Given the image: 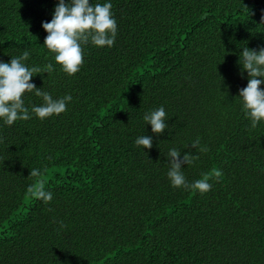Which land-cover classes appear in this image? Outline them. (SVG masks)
Returning <instances> with one entry per match:
<instances>
[{"label":"trees","instance_id":"obj_1","mask_svg":"<svg viewBox=\"0 0 264 264\" xmlns=\"http://www.w3.org/2000/svg\"><path fill=\"white\" fill-rule=\"evenodd\" d=\"M89 2L112 4L117 35L83 46L69 76L44 47L58 0H0V62L27 50L26 66H54L30 83L72 97L41 120L26 92L33 118H0V264H264V122L253 129L238 98L243 47L264 48V0ZM161 106L155 135L143 117ZM172 148L199 156L182 171L189 184L212 174L209 192L171 186ZM41 180L48 204L28 192Z\"/></svg>","mask_w":264,"mask_h":264},{"label":"clouds","instance_id":"obj_2","mask_svg":"<svg viewBox=\"0 0 264 264\" xmlns=\"http://www.w3.org/2000/svg\"><path fill=\"white\" fill-rule=\"evenodd\" d=\"M112 4H95L89 0H58L54 9L53 18L50 22L42 23L47 36L44 47L49 54H55V64L61 66V70L69 76L80 70L83 63V46L89 43L93 46L111 48L117 35V23L111 12ZM264 23V20H262ZM30 53L25 50L19 57H12L10 63L0 62V118L4 124L11 126L17 120L27 121L33 118L29 109L25 107L22 96L28 92H34L37 97H42L43 104L33 106L31 113L41 120L58 116L66 111V105L72 100L71 95H65L60 99H54L49 93L37 89L31 79L43 73L54 71L52 63L41 67H28L23 61L29 58ZM238 64L241 65L242 73L247 72V87L239 91V99L242 111L251 122L254 129L260 122H264V48L259 51L243 47ZM146 125H151L153 134L160 135L168 128L166 123V112L163 106L146 113L143 117ZM137 147L144 149L152 148V137L143 135L136 139ZM191 146L199 152H207V147H200V138L197 137ZM145 152V151H144ZM146 154V153H145ZM169 170L167 172L171 186L176 189L198 191L201 195L209 192L212 184L209 182L212 174H204L203 177L189 184L182 171V165H191L199 159L198 155L191 152L185 154L181 159V153L177 148L168 152ZM41 175L40 169H31L29 177ZM218 178L221 173L215 171ZM30 195L48 204L53 199V194L46 190L45 183L37 181L28 187ZM61 228L66 227L60 222Z\"/></svg>","mask_w":264,"mask_h":264}]
</instances>
